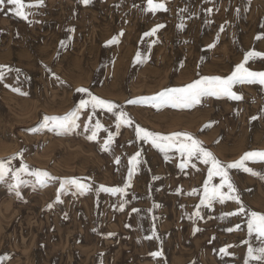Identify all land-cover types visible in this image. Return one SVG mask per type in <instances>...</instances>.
Here are the masks:
<instances>
[{"label":"rangeland","instance_id":"1","mask_svg":"<svg viewBox=\"0 0 264 264\" xmlns=\"http://www.w3.org/2000/svg\"><path fill=\"white\" fill-rule=\"evenodd\" d=\"M165 7L152 13L143 11L147 0H90L87 6L82 0H43V6L25 8L34 13L29 23L14 14V5L0 6V65L20 70H5L0 80V160L23 152L12 160L14 169L24 163L91 186L81 191L70 185L56 202V180L41 186L24 176L17 189L12 181H0V264H245L249 246H264L247 229L251 211L264 214V162H246L260 175L229 170L245 213L222 217L240 207L227 201L191 216L209 166L193 158L182 170L178 165L185 158L177 151L161 152L135 135L136 124L163 135L186 132L223 164L264 151V86L236 85L243 99L206 97L191 108L127 104L201 76L230 75L247 51L264 52V0H166ZM130 14L128 28L117 25ZM158 24L164 27L155 35H143ZM121 31L116 43H107ZM137 52L141 60L134 63ZM246 66L264 70V59ZM79 87L119 105L115 111L134 120L121 126L108 151L102 150L104 140L117 129L106 109L97 108L89 125L98 120L107 129L98 130L96 140L84 130L91 108L80 110L79 127L42 126L44 116L63 117L89 99ZM137 151L138 163L129 164ZM129 168L133 178L126 194L100 190L124 187ZM193 189L197 194L189 195Z\"/></svg>","mask_w":264,"mask_h":264},{"label":"snow or ice","instance_id":"2","mask_svg":"<svg viewBox=\"0 0 264 264\" xmlns=\"http://www.w3.org/2000/svg\"><path fill=\"white\" fill-rule=\"evenodd\" d=\"M206 2H211V0H206ZM7 3L8 5H14L15 10L14 14L18 17L32 23L33 21L28 20L30 15L34 13L26 12L25 8L39 7L43 6V0H37L35 5L26 4L25 0H0V6ZM82 3L87 6L90 3V0H82ZM166 3V0H165ZM165 3H154V0H147V8L143 9L146 12L155 13L159 10L167 11L165 7ZM118 7V5H117ZM186 11V9L182 10ZM239 11V10H237ZM208 13L212 12V9H207ZM164 27L162 24L156 25L150 31L145 32L144 36H153L156 34L159 28ZM178 29H182L184 27L183 23L177 25ZM223 25H221L220 31H223ZM70 31H74V29H70ZM123 32L114 36L107 43L114 44L117 42L118 36H122ZM261 34H258L256 39H261ZM218 39V38H217ZM63 46V45H62ZM215 44L209 45V47H214ZM254 58L264 59V52H259L256 50H249L244 54L243 61L237 63L230 75L227 76H201L199 79L192 81L182 87H167L162 91L146 97H139L135 99H129L127 104L129 105H150L157 109L164 106H171L172 108H191L195 105H198L202 102L203 98L206 97H215V98H229L232 100L239 101L243 99L242 94L234 91V87L236 85H243L245 83L254 84L259 83L264 86V70L255 71L251 70L246 65L250 60ZM141 60V53L137 52L136 57L134 59L135 62H139ZM5 70L7 71H16L19 72V69H11L6 65H0V80L4 78ZM57 79H59L57 77ZM14 91H19V89H13ZM79 93H87L89 99H81L79 104L67 115L63 117H43V127H53L58 130H67L69 127H79L77 125L76 120L78 119L80 110L91 108L92 114L88 117L89 123L84 125V130L91 131V135L88 136L90 140H96L98 136V130L104 129V126L100 123V121H96L95 126L90 129L89 125L91 124L92 117L96 114V109H106L108 113H112L116 119V132L108 131L107 138L104 140L103 149L104 151H108L110 145L114 142L115 136L119 135V129L122 125L131 126L134 123L133 118H131L126 112L123 110L115 111L116 109H120V106L101 99L95 95H93L89 89L84 87H79L76 89ZM251 119L255 120L258 117L253 116ZM211 122L205 127H210ZM38 129L33 128L31 131H37ZM107 131V129H104ZM203 130V129H202ZM135 135L137 140H141L145 143H150L153 147L158 148L161 152L167 153L171 150L177 151L181 157L185 158L178 166L183 170L188 166V161L195 160L200 161L203 165L209 166L207 168V179L203 183V194L200 198V202L198 205H195L194 208L197 209L194 211L191 216H199L201 207H212L215 202H219L224 204L227 201H234L240 207L237 210L228 213H222L221 216H233L245 213V208L242 204L240 196L237 195V189L234 187V183L229 174V170H243L246 173L252 175H260L261 173L254 171L252 168L246 166V162L257 163L264 162V151L256 150V151H248L245 152L239 160L223 164L219 159H217L211 151H209L206 147H204L201 142L194 138L191 134L186 132H177L169 135H163L161 133L149 131L139 124L135 125ZM218 143V141H217ZM23 152L17 153L16 156L22 157ZM141 155V151H137L130 159L129 164L135 165L138 163L137 158ZM16 156H12L7 158L6 160H0V181H12V187L17 189L20 185L25 183L23 179L24 176H31L35 178V183L46 186L49 181H58L59 188L57 190L56 202H61L60 194L67 189L68 186L74 185L77 189L81 191H88L91 189L90 185L82 182L81 179L71 177V178H57L53 177L49 172L42 171L40 169H30L27 164L21 163L19 168L11 167L12 160L16 159ZM167 159V156L165 157ZM115 163H120V157L115 158ZM195 167V164L192 165ZM214 177H219V183H212ZM133 178V168H129L127 172V177L125 180L124 187L119 186H100V190L103 192L111 193L112 195H116L117 193L126 194L125 189L131 186V180ZM227 189V192L223 191V189ZM182 191V190H181ZM197 194V190L193 189L189 195ZM19 195V193H18ZM53 205L50 204L49 207ZM120 210L123 211L125 204H121ZM153 207H158V205L154 204ZM133 212H138V209L133 208ZM130 227V225H127ZM236 229L240 228V225L234 226ZM247 229L249 235L255 234L258 237V242H264V214H260L256 211H251L249 214V218L247 219ZM233 228L227 229V231H232ZM95 231V229H94ZM153 231H155V227H153ZM199 229L194 228L193 234ZM108 235H112L109 233ZM152 236L146 237V239H152ZM230 247V246H229ZM221 252H225L224 248L220 249ZM151 256L157 257L161 255L160 252H152ZM3 257H0V260H3ZM250 261H256L258 264H264V246L253 248L249 246L248 248V258L245 261V264H249Z\"/></svg>","mask_w":264,"mask_h":264},{"label":"crops","instance_id":"3","mask_svg":"<svg viewBox=\"0 0 264 264\" xmlns=\"http://www.w3.org/2000/svg\"><path fill=\"white\" fill-rule=\"evenodd\" d=\"M119 19H121V18H119ZM122 19H123V21L126 20V21H129V23H131V22H132V15L130 14V15H128L127 17H123ZM123 21H122V23L117 24V25L128 28V27H129V24H125V21H124V22H123ZM102 24H103V25H107V23L105 24V23H103V22H102ZM124 24H125V25H124ZM111 25H112V24H111ZM116 27L118 28V26H116ZM133 48H134V47H133Z\"/></svg>","mask_w":264,"mask_h":264}]
</instances>
